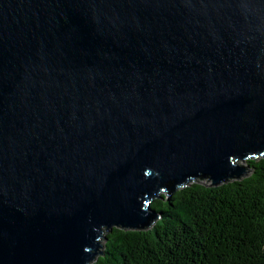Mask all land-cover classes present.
Returning <instances> with one entry per match:
<instances>
[{"label":"water","instance_id":"95a60500","mask_svg":"<svg viewBox=\"0 0 264 264\" xmlns=\"http://www.w3.org/2000/svg\"><path fill=\"white\" fill-rule=\"evenodd\" d=\"M258 156L264 0H0V264H92Z\"/></svg>","mask_w":264,"mask_h":264},{"label":"trees","instance_id":"16d2710c","mask_svg":"<svg viewBox=\"0 0 264 264\" xmlns=\"http://www.w3.org/2000/svg\"><path fill=\"white\" fill-rule=\"evenodd\" d=\"M220 186L197 178L150 203L154 224L113 227L92 264H264V156Z\"/></svg>","mask_w":264,"mask_h":264},{"label":"rangeland","instance_id":"374dc122","mask_svg":"<svg viewBox=\"0 0 264 264\" xmlns=\"http://www.w3.org/2000/svg\"><path fill=\"white\" fill-rule=\"evenodd\" d=\"M237 165H238V166H245V163L242 162V161H239V162H237Z\"/></svg>","mask_w":264,"mask_h":264}]
</instances>
